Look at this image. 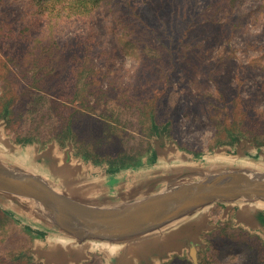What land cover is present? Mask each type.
Here are the masks:
<instances>
[{
  "label": "rangeland",
  "instance_id": "obj_1",
  "mask_svg": "<svg viewBox=\"0 0 264 264\" xmlns=\"http://www.w3.org/2000/svg\"><path fill=\"white\" fill-rule=\"evenodd\" d=\"M0 164L96 204L264 174V0H0ZM252 202L100 237L0 191V264H264Z\"/></svg>",
  "mask_w": 264,
  "mask_h": 264
},
{
  "label": "water",
  "instance_id": "obj_2",
  "mask_svg": "<svg viewBox=\"0 0 264 264\" xmlns=\"http://www.w3.org/2000/svg\"><path fill=\"white\" fill-rule=\"evenodd\" d=\"M224 171L205 172L209 175L207 177L223 178V182L211 188L199 187L196 182L174 191V182L165 190L154 191L149 196L141 197V193L136 196L132 192L130 197L96 204L88 198L69 196L37 175L15 172L0 164V191L40 203L55 216L57 227L63 225L69 230L87 231L100 237H135L174 225L215 201L264 200V174L251 176L240 171ZM238 175L250 178L244 183L231 180ZM183 198V202L170 205ZM149 203L153 204L147 206ZM59 215L66 216L73 223L60 219Z\"/></svg>",
  "mask_w": 264,
  "mask_h": 264
},
{
  "label": "bare ground",
  "instance_id": "obj_3",
  "mask_svg": "<svg viewBox=\"0 0 264 264\" xmlns=\"http://www.w3.org/2000/svg\"><path fill=\"white\" fill-rule=\"evenodd\" d=\"M240 175H238V176H234V177H231V180H233V181H235V182H237V183H244L245 181H246V179H248L250 176H248V177H243V180H242V182H240V181H238L239 179H238V177H239ZM199 182V181H198ZM220 182H223V178H219V177H207V178H205V179H202V182L201 183H199V184H201V185H199V187H205V188H211V187H213L214 185H217L218 183H220ZM184 201V198L183 199H180V200H177L176 202H173L172 204H170V205H177L179 202L181 203V202H183ZM153 203H149L147 206H149V205H152ZM60 216H63V217H66V216H64V215H59V217ZM66 219H67V217H66ZM67 221L71 224V221L70 220H68L67 219Z\"/></svg>",
  "mask_w": 264,
  "mask_h": 264
},
{
  "label": "crops",
  "instance_id": "obj_4",
  "mask_svg": "<svg viewBox=\"0 0 264 264\" xmlns=\"http://www.w3.org/2000/svg\"><path fill=\"white\" fill-rule=\"evenodd\" d=\"M205 179V178H204ZM138 185V183H137ZM141 185H138L136 187H133L132 189H135L137 187H140ZM135 192V191H134ZM128 193L124 192V193H121V195L119 196H116V195H108V197H105L103 198V200H107V199H110L109 196H111L113 199H117V198H122V197H126ZM139 195L140 192H135V195ZM136 195V196H137ZM116 196V197H115ZM251 208H255V209H258L259 210V213H258V218L261 219L263 222H264V200L260 199V200H256V201H253L251 206Z\"/></svg>",
  "mask_w": 264,
  "mask_h": 264
}]
</instances>
